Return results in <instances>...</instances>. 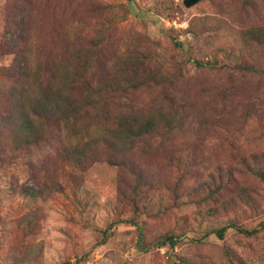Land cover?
Masks as SVG:
<instances>
[{"label": "rangeland", "instance_id": "374dc122", "mask_svg": "<svg viewBox=\"0 0 264 264\" xmlns=\"http://www.w3.org/2000/svg\"><path fill=\"white\" fill-rule=\"evenodd\" d=\"M183 1L0 0V264H264V0Z\"/></svg>", "mask_w": 264, "mask_h": 264}, {"label": "trees", "instance_id": "16d2710c", "mask_svg": "<svg viewBox=\"0 0 264 264\" xmlns=\"http://www.w3.org/2000/svg\"><path fill=\"white\" fill-rule=\"evenodd\" d=\"M202 1H206V0H202ZM53 115L56 116V119H57L58 116H59V115H56V114H54V113L49 114V115H47V121L50 122V120H52V119L54 118ZM262 227H264V224L262 225ZM227 229H228V227H222V228L216 230L214 233H215V235L218 237V239H223V238H224V234H225V232L227 231ZM238 230L241 231V229H238ZM241 232H244V231H241ZM255 232H257V230L248 231L247 234H253V233H255ZM168 241H169V243H170V242H172V239L169 238Z\"/></svg>", "mask_w": 264, "mask_h": 264}, {"label": "water", "instance_id": "95a60500", "mask_svg": "<svg viewBox=\"0 0 264 264\" xmlns=\"http://www.w3.org/2000/svg\"><path fill=\"white\" fill-rule=\"evenodd\" d=\"M202 0H184L183 4L186 8H190L194 5H196L197 3H199ZM206 1H211V0H206Z\"/></svg>", "mask_w": 264, "mask_h": 264}]
</instances>
